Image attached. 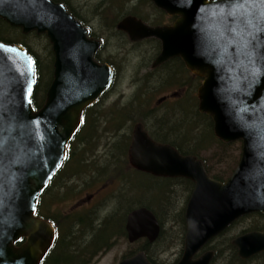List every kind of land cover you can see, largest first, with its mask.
Listing matches in <instances>:
<instances>
[{
    "label": "water",
    "instance_id": "obj_1",
    "mask_svg": "<svg viewBox=\"0 0 264 264\" xmlns=\"http://www.w3.org/2000/svg\"><path fill=\"white\" fill-rule=\"evenodd\" d=\"M151 1L176 21L151 27L127 16L117 29L134 42H161L152 68L179 58L202 78L199 112L213 120L220 141H242V155L231 177L218 181L202 159L156 142L139 123L128 160L139 172L195 184L177 264H211L214 251L195 256L240 218L264 214V0ZM0 19L25 34H46L55 52L54 79L36 109L35 59L20 45L0 42V264H42L57 234L49 219L37 216L40 198L67 160L84 112L111 88L114 70L97 61L101 41L90 39L63 4L0 0ZM126 230L130 243L142 238L154 243L162 227L150 208L141 207L128 214ZM232 244L249 260L264 253V230L241 234ZM119 264L153 263L140 251Z\"/></svg>",
    "mask_w": 264,
    "mask_h": 264
},
{
    "label": "rangeland",
    "instance_id": "obj_2",
    "mask_svg": "<svg viewBox=\"0 0 264 264\" xmlns=\"http://www.w3.org/2000/svg\"><path fill=\"white\" fill-rule=\"evenodd\" d=\"M68 1L73 7L77 9L80 15L89 24H93L96 32L104 33V37L108 40L107 42L110 41L111 43L109 45V48L105 51V56L110 54L106 58L111 62L115 63L118 67L116 82L113 86L112 92L108 95V99L104 100L105 102H103V108L100 105L94 107V109L96 108V110H100L97 115L103 116L102 121L100 123V130H98V134H101V138L100 140H98V143L95 146L94 158L96 156L105 161L106 167L102 171V173L111 172L110 176L107 179H116L117 181L114 183L111 181L106 183L100 182L96 184L93 188H91L90 186L83 187L82 182L78 179H71L69 180L71 184L70 191H75V193L69 194V197L66 199L68 201L67 203L64 201V195L62 194L66 189H59V182H57L56 185L54 184L55 186L52 187V193H56L58 191V193H61L63 197L60 198L59 195L60 203L54 204L53 207L58 206L59 208L64 209L63 214L69 217L80 213L86 214L88 217L94 214V222L92 224V228L89 229L95 228V225L100 226V223L103 220H108L112 218V220L108 223L110 224L109 226L111 230H121V226L123 227L122 222L125 218V214L130 209L150 205L157 213H159L158 216L162 226L161 234L163 235L162 238H160L161 235L159 237V239H161V244L158 247L153 246L152 255L155 257L154 259L159 264H174L177 262L178 259H181L185 249V236L187 230H184V225L182 223V210L184 208L186 209V201L191 195L189 187L184 182H170V185H168V183L164 181H162L163 183L157 182L151 178L144 177L143 175L133 174L130 171L133 168L129 164L128 157L127 162L123 159L118 160V162H116V160L114 158L113 160L111 156H109V154L111 153V149L113 150L112 145L114 146V144L121 140L123 137L127 139V142L130 141L131 143L133 129L135 125L139 123L143 124V126L153 139L155 131L161 132L164 136H167L171 141L173 139L179 140L180 138H182V133L184 132L185 135L187 133V130L192 129L191 126L196 121L194 117L188 115V113L184 114L183 112H177V110L175 111L174 109L168 110L169 106L172 107V103L166 101L165 95H172L175 90H177L178 93L184 90L173 89L170 91H162V93H157L158 91L162 90L161 87L157 88L158 91L155 92H151V89L149 87H141L142 85L140 81L143 80L142 68H146L142 67V65L147 62V66L150 69H155L152 68L151 65H153V61L158 56H156V54L154 53L155 50H153V48H158L157 44L153 46V44L147 43L145 41L146 39H144L143 41H139L132 47L130 46L132 42L130 38L128 39L127 35H123L127 33L123 31L120 33L121 30L117 29V27L113 28L112 16H109L111 19L107 18L108 15H104L107 16L106 19L102 18L101 15L96 17L95 13L98 12V14H100L101 12L100 10L96 9L97 6L95 7L94 5L95 1L97 0ZM108 7L109 6L105 4L103 7H101V9L104 11L107 10ZM167 16L170 17L169 15ZM115 26L116 23L114 27ZM114 29L116 31H114ZM148 47H151V49L153 50L152 54L146 51L145 48ZM112 54L115 55L113 56ZM49 56L50 54L41 55L42 58L40 59L42 61L47 62L46 60H50ZM161 75H163L165 79L168 78L167 75H164L163 73ZM182 77L183 79L188 80V75ZM52 79H54V77ZM163 80L164 78L160 80V78L157 77L155 78V84L159 81L162 82ZM186 89L189 90L188 87H186ZM197 92L198 90L195 91L196 95ZM134 97L138 98L134 99ZM116 103H118V106H120L122 110L124 109V112L130 113L131 116L129 115L127 117H133V120L129 119L127 125L126 122H123L120 129H116L115 127V125H118L120 121L117 120L114 115H111L110 117L102 115L107 114L110 108ZM146 104L149 105L148 109L145 106ZM133 108L135 109L131 110ZM145 112H147V114L144 117V120L141 121V118L142 116H144L143 114ZM165 112H167L165 116H167L168 118L166 122H164ZM109 114L110 112L107 115ZM160 116H164V118L163 122L159 123V121L157 120L160 119ZM89 125L90 124L88 123L85 129H88ZM192 131L195 134H197L198 132L195 130ZM193 132H189L188 137ZM198 135L200 134L198 133ZM129 138L131 140H129ZM194 142L195 140L191 139V143ZM234 146L235 149L233 150L232 157L227 158V155L226 158H222V164L219 162H213V169L218 175L227 176V174L231 170V167L234 166L236 160L238 159L239 154L241 153V150L239 149L240 144L235 143ZM112 157H116V155H112ZM100 163L102 162L100 161ZM90 169H92L93 172L99 171L98 169L93 167H91ZM127 173L131 175V179L126 176L123 180L122 177L124 176V174ZM162 179L184 180L183 178ZM92 184L94 183H91V186ZM162 185H164L165 188H167L170 192L172 190L173 191L170 194H166L164 189L160 193L159 191L160 188L163 187ZM99 193H102L101 200L99 201L100 198L97 197L96 204V200L92 201L91 199ZM141 201H144V204H140ZM62 203L66 204L63 205ZM95 204L96 210L94 208ZM81 205H83L84 207ZM110 215L112 216L108 218V216ZM249 224V219H246L242 223L231 225L228 229L226 236L224 237V241L226 240V238L231 239L229 240V242L233 241L234 238L241 235V232L244 229H248ZM76 236L77 238L74 239L73 243L78 242L82 236H84L88 241H90L92 238L90 232H84L83 234H79ZM114 241V246H112L107 252L101 253L95 259L93 264H119L121 260L125 257H129L137 253L139 251V248L142 247V245L146 241V239L142 238L136 241L135 243H130L128 241L127 236L124 235L116 237ZM216 241L217 240L211 241L209 245L212 242ZM156 242L150 243V245H154ZM221 248L224 250L226 249L222 245ZM221 248H219V250H221ZM84 249L87 248L85 247L83 248V250ZM205 250L208 249L206 248ZM220 258L221 256L217 258L215 257L212 264H224L223 260H221ZM82 259L83 257L81 256L80 260Z\"/></svg>",
    "mask_w": 264,
    "mask_h": 264
},
{
    "label": "trees",
    "instance_id": "obj_3",
    "mask_svg": "<svg viewBox=\"0 0 264 264\" xmlns=\"http://www.w3.org/2000/svg\"><path fill=\"white\" fill-rule=\"evenodd\" d=\"M120 1H124V0H120ZM141 1H142L143 8L151 4L149 0H141ZM113 8L115 12V17L112 20L113 28H115L114 25L118 19L127 15L131 11L134 12L135 10L138 9V8H132V7H128L127 5L124 6L120 4H117V6ZM99 10L101 11L100 14L102 15L107 14L106 11H103L101 9V6L99 7ZM158 13H159L158 21L160 23L164 22L166 20L165 14L161 11H158ZM0 40L8 42V43L19 44L23 46L24 48L28 49L27 41H26L27 36L23 34L18 35L15 29L9 26L3 20H0ZM28 51L31 54V51L29 49ZM32 56L34 57L36 61L37 74H38V81H37V85L34 91L33 104L36 109H39L45 102L47 90L53 80L52 79L53 78V75H52L53 56L50 55L49 56L50 60L49 59L46 60L47 62L42 61L40 59L42 57L39 55L32 54ZM176 59H173L167 63L168 67L172 66L171 71H170L172 75L171 74L169 75L168 78L170 79L166 82L165 88H168V86L171 84V81L175 79H177L181 84L185 82L186 87L189 88V90L186 89V96L188 95L189 103L187 104L188 106H186L187 100H182V101H179L178 104H175V106H172V107L169 106L168 110L174 109L175 111L177 110V112H181V113L183 112L184 114L188 113V115H191L192 117H194L196 122L192 124L191 126L192 129L187 130V133L185 135H184V132L182 133L183 137L180 138L179 140L173 139L171 141L169 140L167 136H164L161 132H156V131L154 133V137L157 140H160L162 143L170 144L174 146L183 155H192V156H196L198 158L203 159L206 164L209 174L213 178L224 182L231 176L233 170L239 163L240 154L234 166L231 167V170L227 174V176L218 175L214 171L213 162H219L222 164L223 162L222 158H226L227 155H228L227 158L232 157L233 150L235 149V146H234L235 143L224 144L223 142H221L215 137L214 132H213L214 124H213L212 119L207 115L201 114L198 110V98H197V95L195 94V91L200 86L201 79L196 77L195 75L190 74V72L186 69L185 65L180 60H176ZM186 75H188V82H186L185 80L182 82V80L179 78H181V76H186ZM174 76H175V79H172L171 77H174ZM165 88H162L161 93L162 91L165 90ZM135 98L136 97H134V99ZM145 106L148 109L149 105L146 104ZM94 107L95 105L87 109V113L85 115L83 125L69 146V155H68L67 161L64 163L63 168L58 172V174L55 176V179L52 181L49 188L45 191L44 195L42 196L39 215H41L43 218L50 219L55 224L57 231H58L56 243L54 247L52 248L51 252L49 253L46 262H44L43 264H93L95 259L101 253L107 252L112 246H114L115 244L114 239L116 237L126 235V231L124 229L125 219L129 211H131L134 208L130 209L125 214V218L122 222L123 227L121 226V230H116V229L111 230L109 226L110 224L108 223L112 220V218H110L112 215L108 216V218L110 219L103 220L100 223V226L95 225V228L89 229V228H92V224L94 222L93 215L88 217L86 214L80 213V214H76V215L69 217L63 214L64 209H61L58 206L53 207L54 204L60 203V198L63 197L61 193L60 194L58 193V191L56 193H52V189H53L52 187L55 186L57 182H59L58 183L59 189H66V195L64 196V201H66V199L69 197V194L75 193V191L74 192L70 191L71 184L69 180L71 179H74V180L78 179L79 181L82 182L83 187L90 186L91 188H93L96 184L100 182L106 183V182L111 181L114 183L117 181L116 179H112L113 181L107 179L110 176L111 172L102 173V171L106 167V162L96 156L94 158L95 146L98 143V140H100L101 138V134H98V130H100V123L103 118V116L97 115L100 110H96V108L94 109ZM134 109L135 108L131 110H134ZM123 110L120 106H118V103H116L108 111V113L110 112L109 115H107L108 113L103 114V115L106 117L107 116L110 117L111 115H114L117 118V120L120 121V123L118 125H115V127L116 129H120L123 122H126V125H127V123L129 122V119L133 120V117H127L130 115V113H126ZM146 114L147 112L143 114L144 116H142L141 121L144 120V117L146 116ZM167 119H165L164 122H166ZM160 122H163V120H159V123ZM88 123L90 124L89 128L85 129ZM176 127H179V126H176ZM192 130L198 131L197 134H195ZM189 132H193L194 135L192 133L188 137ZM198 133L200 135H198ZM124 138L125 137H123L121 140L115 143L114 146L112 145L113 150L111 149V153L109 154V156H111L112 159L114 158L116 162H118V160H121V159L127 162L128 147H129L130 141L127 142L126 141L127 139L125 138V142H124ZM191 139L195 140V142L191 143ZM129 140L131 139L129 138ZM121 142H122V145H121ZM236 143L240 144V142H236ZM239 149L241 150V145L239 146ZM112 155H116V157H112ZM100 161L102 163H100ZM91 167L96 168L99 171L95 173L92 171V169H90ZM130 171L133 174L143 175L144 177L151 178L157 182H162V181L167 182L168 185H170V182H176V183L184 182L189 187L190 191L194 187L193 183L189 180H168V179L157 178V177H154L148 174L139 173L134 169H131ZM126 176H128L129 179H131V175L129 173L124 174L122 179L124 180ZM91 183H94V184H92L91 186ZM162 186L163 187H161L159 191L160 193L164 189H165L166 194L167 193L170 194L173 191L171 189L172 191L170 192L167 188H165L164 185ZM59 195H60V198H59ZM48 201L50 202L48 203ZM140 204H144V201H141ZM145 207L152 209L157 215V217L159 218L158 216L159 213H157L150 205H145ZM182 213H183L182 223L184 225V230H186L185 219H184L185 208L182 210ZM246 219H249L250 224H249L248 229L246 230L244 229L241 232V234H244L250 231L264 230V214L254 213V214L242 217L235 224L242 223ZM84 232L86 233L90 232L92 236L91 240L88 241L84 236H82L78 242L73 243L74 239L77 238L76 235L83 234ZM227 232L228 230L223 232L216 239H214V240H217L216 242H212L209 246L207 245L206 247L207 249H213L216 251V256H215L216 258L221 256L220 259L223 260L224 264H264V253H261L249 260H242L238 255L237 248L232 244V241L229 242V240L231 239L226 238V240L224 241V237L226 236ZM162 236L163 235L161 234L160 238H162ZM160 244H161V239H159L154 245H150L149 242L145 241L142 247L139 248V251L144 250L146 254L148 255L149 260L153 264H159L154 259L155 257L152 255V249H153V246L158 247ZM221 245L225 247L226 249L225 250L222 249ZM215 246H218L219 248H221V250H219V248ZM85 247L87 249L83 250V248ZM81 256L83 257L82 260H80Z\"/></svg>",
    "mask_w": 264,
    "mask_h": 264
},
{
    "label": "flooded vegetation",
    "instance_id": "obj_4",
    "mask_svg": "<svg viewBox=\"0 0 264 264\" xmlns=\"http://www.w3.org/2000/svg\"><path fill=\"white\" fill-rule=\"evenodd\" d=\"M55 3L57 4H63L64 6H66V8L68 9V11L76 18L77 21H79L87 30H89V34H88V37L90 39H94V40H99L101 41V47L99 48L98 52H97V56H96V59L99 63L101 64H108L111 66V68L114 70V74L116 76L117 74V70H118V67L115 63L111 62L110 60H108L106 57L108 55L105 56V51L109 48V45L111 44L110 41L107 42L108 40L104 37V33H98L95 31L94 29V26L93 24H89L81 15L80 13L77 11V9L75 7H73L71 5V3L68 1V0H53ZM108 5V9L107 10H104L106 11V15L107 16H104L102 14H98L95 13L96 17L100 16L104 19L109 18L111 19L110 17L112 16V18L115 17V12H114V8L115 6H117V4H120V5H124V6H128V7H132V8H138L137 10H135L134 12H130L128 13L127 15L121 17L120 19L117 20L116 22V26L115 28L117 27L118 23L124 19L125 17L127 16H134L142 21H144L146 24H148L149 26H152V27H156V26H168V25H172L177 17L175 16H170L168 17L167 13L158 9L152 2L149 6L143 8L142 7V1L141 0H124V1H120V0H97L95 1L94 5L95 7L97 6L96 9L99 10V7H103L104 5ZM141 8V10H140ZM158 11H161L165 14V18L166 20L162 23H160L158 21V17H159V13ZM148 15V17H147ZM110 16V17H109ZM1 20V19H0ZM4 21V20H3ZM7 23V22H6ZM92 23V22H91ZM8 24V23H7ZM9 26H11L10 24H8ZM15 29L16 33H18V35H26L27 36V47L28 49L31 51V55H48L50 54L51 56H53V72H52V75H54V56H55V52L53 50V45L50 41V38L46 35V34H38V32L36 31H33V32H30L28 34H25L23 32V29L21 27H14V26H11ZM114 31H116L114 29ZM122 31H120L121 33ZM123 35H127L128 39H129V35L128 34H123ZM143 41V40H142ZM147 43H151L153 44V46H155L157 44V49L156 48H153L154 53L157 55H159L162 51V44L160 41L156 40V39H146L145 40ZM144 41V42H145ZM0 42H4V43H7V44H15V43H8V42H5V41H1ZM139 41L137 42H134L132 41L130 46L133 47V45L137 44ZM19 45V44H17ZM23 47V46H22ZM26 49V48H25ZM28 49H26L28 51ZM146 51L148 53H151L153 52V50L151 49V47H148V48H145ZM29 52V51H28ZM115 52V51H114ZM113 55V54H112ZM115 55V54H114ZM113 55V56H114ZM157 58V57H156ZM176 60H180L182 62L181 59H176ZM171 61V60H170ZM154 62V61H153ZM168 63V62H167ZM167 63L162 65V66H159L158 68H155V69H150L148 66H147V62L145 64L142 65V67H146V68H142L143 70V74H142V81H140L141 83V87H149L151 89V92H155V91H158L157 88H165L166 87V82L170 79V78H166L161 75L162 73L164 75H167V77H169V75L171 74V68L172 66L168 67L167 66ZM183 63V62H182ZM153 64V63H152ZM152 66V65H151ZM187 69V68H186ZM190 72V71H189ZM175 73V72H174ZM190 74H192L190 72ZM172 75V74H171ZM193 75V74H192ZM159 77L160 80L164 78V80L162 82H158L155 84V78ZM178 77V76H177ZM172 79H175V76L174 77H171ZM182 80V82L185 80L183 79V77L181 76V78H179ZM186 82H188V80H185ZM168 85V84H167ZM50 87V86H49ZM112 89L111 88L108 92H106V94H104L100 100H98L94 105L97 106V105H101V107L103 108V102H105L104 100L105 99H108V95L112 92ZM173 89H179V90H184V91H181L180 93H178L177 90L174 91V93L172 95H165L166 97V101H169V103H172V106H175V104H178L179 101H182V100H187L186 102V106H188L187 104L189 103V99H188V95L186 96V85H185V82L183 84H181L177 79L171 81V84L168 86V88H165L164 91H170V90H173ZM48 91V90H47ZM161 92V91H159ZM157 92V93H159ZM177 92V94H176ZM186 96V97H185ZM133 98V97H132ZM174 102V103H173ZM198 103H199V100H198ZM94 105L90 106L93 107ZM108 108V107H107ZM89 109V108H88ZM199 110V109H198ZM87 113V110L85 111V115ZM167 114V112H165L164 116ZM85 115H84V118H85ZM103 115V114H102ZM164 116H160V119H158L157 121L159 120H163ZM165 119H167V116H165ZM156 132H159V131H156ZM154 140L158 143H162L160 140H157L155 137H154ZM163 144V143H162ZM97 173V172H95ZM185 180V179H184ZM193 190H194V187L193 189L190 191L191 195L193 193ZM64 196L66 195V190H64V193H62ZM191 195L189 196L187 202H186V205L188 204V201L191 197ZM101 196H102V193H99V194H96V196H94V198H92L91 200L92 201H95L96 200V204H97V197H99V201L101 200ZM50 201H48L49 203ZM66 203L68 202L67 200L65 201ZM66 203H62L63 205H65ZM96 204L94 205V208L96 210ZM99 205V204H98ZM83 206V205H81ZM84 207V206H83ZM89 209V208H88ZM132 211V210H131ZM129 211V213L131 212ZM80 213V212H78ZM128 213V214H129ZM94 216V214H93ZM128 216V215H127ZM184 218H185V213H184ZM126 222H127V218L125 219V224H124V229H125V226H126ZM185 223H186V218H185ZM186 228H187V224H186ZM187 230V229H186ZM263 231V230H261ZM147 241V240H146ZM213 250V249H211ZM215 251V250H214ZM216 252V251H215ZM225 252V251H224ZM136 254V253H135ZM202 254L204 253H198L195 258L201 256ZM133 256V255H131ZM129 256V257H131ZM48 257V256H47ZM47 257L45 259L44 262H46L47 260ZM128 258V257H126ZM179 261V260H178ZM177 261V262H178ZM43 262V263H44ZM42 263V264H43ZM213 263V262H212ZM211 263V264H212Z\"/></svg>",
    "mask_w": 264,
    "mask_h": 264
},
{
    "label": "snow or ice",
    "instance_id": "obj_5",
    "mask_svg": "<svg viewBox=\"0 0 264 264\" xmlns=\"http://www.w3.org/2000/svg\"><path fill=\"white\" fill-rule=\"evenodd\" d=\"M31 63V62H30Z\"/></svg>",
    "mask_w": 264,
    "mask_h": 264
}]
</instances>
